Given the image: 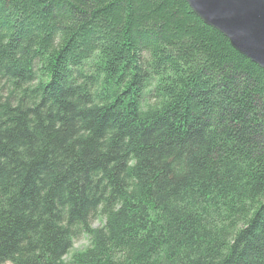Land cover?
Masks as SVG:
<instances>
[{
	"label": "trees",
	"instance_id": "1",
	"mask_svg": "<svg viewBox=\"0 0 264 264\" xmlns=\"http://www.w3.org/2000/svg\"><path fill=\"white\" fill-rule=\"evenodd\" d=\"M6 263L264 264V71L184 0H0Z\"/></svg>",
	"mask_w": 264,
	"mask_h": 264
},
{
	"label": "water",
	"instance_id": "2",
	"mask_svg": "<svg viewBox=\"0 0 264 264\" xmlns=\"http://www.w3.org/2000/svg\"><path fill=\"white\" fill-rule=\"evenodd\" d=\"M207 26L264 71V0H184Z\"/></svg>",
	"mask_w": 264,
	"mask_h": 264
},
{
	"label": "rangeland",
	"instance_id": "3",
	"mask_svg": "<svg viewBox=\"0 0 264 264\" xmlns=\"http://www.w3.org/2000/svg\"><path fill=\"white\" fill-rule=\"evenodd\" d=\"M92 226L93 227H98L99 226V221L96 220L92 223ZM89 245V240L88 238H86L85 236H82L78 239H76L74 241V244H73V248H72V251L71 253L65 258L66 261H68L70 258H71V254L74 252V251H80V250H83L85 249L86 247H88ZM6 264H9V263H6Z\"/></svg>",
	"mask_w": 264,
	"mask_h": 264
}]
</instances>
